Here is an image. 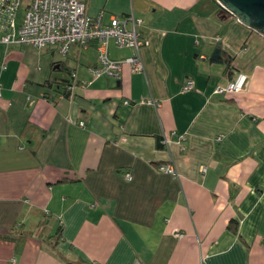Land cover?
Instances as JSON below:
<instances>
[{
  "label": "crops",
  "instance_id": "crops-1",
  "mask_svg": "<svg viewBox=\"0 0 264 264\" xmlns=\"http://www.w3.org/2000/svg\"><path fill=\"white\" fill-rule=\"evenodd\" d=\"M82 1L142 20L144 70L0 41V264H264V36L217 0Z\"/></svg>",
  "mask_w": 264,
  "mask_h": 264
},
{
  "label": "built area",
  "instance_id": "built-area-1",
  "mask_svg": "<svg viewBox=\"0 0 264 264\" xmlns=\"http://www.w3.org/2000/svg\"><path fill=\"white\" fill-rule=\"evenodd\" d=\"M142 22L133 13L124 16L113 15L109 22L103 20L102 13L92 16L87 12L86 3L82 0H0V41L5 44L32 45L38 50L54 47L61 55H67L71 45L87 46L97 43L101 68L96 74L104 73L119 77L125 63L133 71H143L142 48L148 40L140 36L138 26ZM113 40L118 47H129L132 55L120 60L111 59L108 55L109 42ZM221 41V36H215ZM75 78V73L72 74ZM248 83V75L239 71L224 86L215 87V93L239 92ZM75 82L68 85L72 90ZM194 88V81L188 79L184 91ZM148 102H154L148 99ZM81 125L84 123L81 122ZM160 171L173 176L179 173L174 164L160 163ZM205 170V166L202 168ZM126 179L132 174L127 172ZM134 264H141L135 262Z\"/></svg>",
  "mask_w": 264,
  "mask_h": 264
},
{
  "label": "water",
  "instance_id": "water-1",
  "mask_svg": "<svg viewBox=\"0 0 264 264\" xmlns=\"http://www.w3.org/2000/svg\"><path fill=\"white\" fill-rule=\"evenodd\" d=\"M239 22L264 36V0H217Z\"/></svg>",
  "mask_w": 264,
  "mask_h": 264
},
{
  "label": "trees",
  "instance_id": "trees-1",
  "mask_svg": "<svg viewBox=\"0 0 264 264\" xmlns=\"http://www.w3.org/2000/svg\"><path fill=\"white\" fill-rule=\"evenodd\" d=\"M224 9V8H223ZM225 10V9H224ZM227 11V10H226ZM219 42V41H218ZM213 59H218V60H221V59H224V61L226 60L228 65H230V61H229V58H226L225 57V52L222 50V48H217L212 56ZM73 74V73H72ZM73 76V75H72ZM66 80V79H65ZM68 83L66 84L65 86V91H64V94L65 95H69L70 94V90L67 88L68 85L71 83V81H67ZM230 228L233 229L234 231H238V222L235 221V220H232L231 223H230Z\"/></svg>",
  "mask_w": 264,
  "mask_h": 264
},
{
  "label": "rangeland",
  "instance_id": "rangeland-1",
  "mask_svg": "<svg viewBox=\"0 0 264 264\" xmlns=\"http://www.w3.org/2000/svg\"><path fill=\"white\" fill-rule=\"evenodd\" d=\"M24 1V3L26 2V1H28V0H23ZM58 52V51H57ZM60 54V53H59Z\"/></svg>",
  "mask_w": 264,
  "mask_h": 264
}]
</instances>
